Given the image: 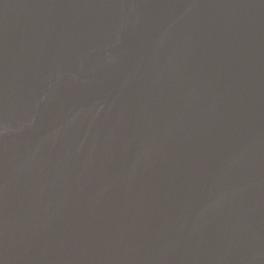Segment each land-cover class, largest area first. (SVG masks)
Returning <instances> with one entry per match:
<instances>
[{
	"label": "water",
	"instance_id": "95a60500",
	"mask_svg": "<svg viewBox=\"0 0 264 264\" xmlns=\"http://www.w3.org/2000/svg\"><path fill=\"white\" fill-rule=\"evenodd\" d=\"M0 264H264V0H0Z\"/></svg>",
	"mask_w": 264,
	"mask_h": 264
}]
</instances>
